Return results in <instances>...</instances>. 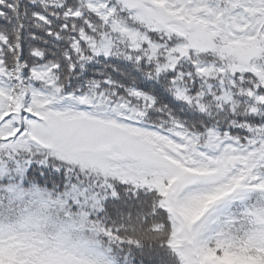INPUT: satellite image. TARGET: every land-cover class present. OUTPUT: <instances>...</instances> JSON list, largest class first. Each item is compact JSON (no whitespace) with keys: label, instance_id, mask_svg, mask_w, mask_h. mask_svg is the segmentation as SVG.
<instances>
[{"label":"snow or ice","instance_id":"6c2138e0","mask_svg":"<svg viewBox=\"0 0 264 264\" xmlns=\"http://www.w3.org/2000/svg\"><path fill=\"white\" fill-rule=\"evenodd\" d=\"M0 264H264V0H0Z\"/></svg>","mask_w":264,"mask_h":264}]
</instances>
